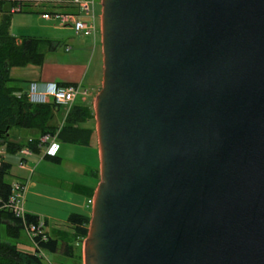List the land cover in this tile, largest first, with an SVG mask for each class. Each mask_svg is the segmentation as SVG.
<instances>
[{
  "label": "water",
  "instance_id": "obj_1",
  "mask_svg": "<svg viewBox=\"0 0 264 264\" xmlns=\"http://www.w3.org/2000/svg\"><path fill=\"white\" fill-rule=\"evenodd\" d=\"M99 6L82 264H264V0Z\"/></svg>",
  "mask_w": 264,
  "mask_h": 264
},
{
  "label": "trees",
  "instance_id": "obj_2",
  "mask_svg": "<svg viewBox=\"0 0 264 264\" xmlns=\"http://www.w3.org/2000/svg\"><path fill=\"white\" fill-rule=\"evenodd\" d=\"M16 4V0H0V151L12 155L26 149L31 155H39L38 138L43 135H55V141L60 145L87 147L93 132L91 128L81 127L92 119L87 106L72 105L58 126L54 121L58 107L52 103L29 104L25 92L16 85L20 81L9 76L12 69L40 67L44 58L42 49L49 51L56 46V43L45 39L25 36L15 38L10 35V17L14 13L9 11ZM25 12L28 11L18 13ZM16 41H19L18 45ZM68 85L74 84H57L59 87ZM11 129L26 131L32 136L27 137L24 142H14L9 136ZM42 160L55 165L60 164V159L55 156H43ZM10 169V165L2 161L0 154V264H44L40 253H59L63 257H69L74 244H80L85 239L89 218L71 214L66 219L69 233L59 231L49 236L42 229L44 241L40 237H34L31 241L27 239L34 248L33 253L28 254L17 249L16 242L20 234L24 233L27 226L36 225L39 219L26 213L22 218L15 217L4 208L11 188L9 184L4 183V178L8 176ZM17 185L23 187L22 182H17ZM84 189L83 186H73L75 192L83 194L86 200H90L93 190ZM44 226L45 223L42 222V227Z\"/></svg>",
  "mask_w": 264,
  "mask_h": 264
},
{
  "label": "crops",
  "instance_id": "obj_3",
  "mask_svg": "<svg viewBox=\"0 0 264 264\" xmlns=\"http://www.w3.org/2000/svg\"><path fill=\"white\" fill-rule=\"evenodd\" d=\"M47 11H50V8H47ZM29 12L31 13V11H28L25 13H29ZM33 12L36 13L38 16L40 14V12L36 10ZM38 18L42 20L40 17ZM44 22H49V21H44ZM56 28L58 27H52L51 31H49L48 33H44V34H39V32H34V34L23 35V32H21V34H12L10 32V27H9V33L11 36L15 38L22 37V36L34 37V38L49 40L53 43H56L57 45L58 37L60 36L58 32H62L65 30L71 31V29L67 27L60 28V29H56ZM47 29L48 28H46L44 32H46ZM36 33H38L40 36H36ZM27 35H31V36H27ZM82 38H88V37H82ZM70 44L71 45L76 44V48L79 49L80 51L81 50L83 51V53H81L82 58L78 59V57H76L75 60H78V61L72 62V63H66V64L57 63L55 61H51V60L43 58V63L40 67H26L27 68L26 72L33 69V71L29 72L28 74L29 77L27 78L26 83L34 81V82H49V83H55V84H75V85H79L83 89H86L87 86L84 85V79H85L86 72L89 68L87 66L88 64L86 62V57L87 59H91L96 56H97V59H99L100 57V64H101L100 45L98 46V51H96L97 45H96L95 37L94 39H91V46L84 45L83 41L82 42L72 41ZM70 44L68 43L67 45L66 44L63 45V47H65V50H63L64 52L71 51L72 46ZM55 47L57 46H54L49 51L55 52L56 51ZM80 59H83V60H80ZM10 72H9V76H10ZM91 80L92 81L88 83V86L92 87L91 93L92 92L93 93L89 94L87 97L89 100L88 105H87L88 108L89 107L92 108V102L96 95L99 81H101V76H99V78L94 76ZM85 101H86L85 99L82 100L80 98L81 103ZM74 102H73L74 105H79V103L75 104ZM91 146L92 145H89L87 147H79V146L67 145L66 147H64L65 149L63 151H60V148L56 147L54 156L59 158L60 152L61 154L63 153L66 155L67 153H70V151H72L73 148H79V149L85 148V149L92 151ZM93 150H94V153H93L94 157H92L91 155L89 156V159H91V162L88 166L81 162L74 164L75 166L74 173H71V175L68 177L67 181L69 183L67 187L54 186V185L47 184V183H44L43 181H38V180L31 181L30 179L32 178V175H33V172H31V170L29 171L30 175L27 178V180L26 179L17 180V182H22L23 184V191H22V196L20 200L21 208L23 209L24 213L32 215V216H36L39 219V221L44 222L45 226L43 228L44 229L43 231L44 233H47L49 236H52L59 231L69 233L70 230H69L68 225L66 224V219L71 214L83 216L85 218L90 217L89 216L90 210H89V207L87 206V203H86L87 200L85 196L83 194L75 192L73 190V186H76V185L80 187L83 186L85 189H91L94 192L95 187L98 183V178L96 176L98 172L97 146ZM41 160H42V157H41ZM25 161L26 160H23L24 164H25ZM60 162H61V159H60ZM24 169H29V168L28 166L25 168V165H24ZM56 180H60V179H56ZM54 255L57 257V260H58L57 264H69L68 260H72V264H82V243L80 244L75 243L73 246L72 254L67 258L63 257L59 253L54 254ZM42 256H43V260L46 261L44 259L43 253H42ZM46 262L47 264H55L54 262H50L49 260H47Z\"/></svg>",
  "mask_w": 264,
  "mask_h": 264
},
{
  "label": "rangeland",
  "instance_id": "obj_4",
  "mask_svg": "<svg viewBox=\"0 0 264 264\" xmlns=\"http://www.w3.org/2000/svg\"><path fill=\"white\" fill-rule=\"evenodd\" d=\"M93 3H94V6H93L94 24L97 30V34L95 35V41L97 45L96 51H98L99 15H100L99 0H93ZM35 10H39V9H29L28 11H31V13L29 12V13H24V14H21V13L12 14L10 17V24H9L10 32L12 34H21V32H23V35L34 34V32H39V34H44V33H48L49 31H51L52 27H56L55 23L53 22H44L40 20L38 18L39 16L33 12ZM46 28L48 29L46 32H44ZM56 29H60V28H56ZM39 34L36 33V36H40ZM58 34H60V36L58 37V41L56 45L57 47H55L56 48L55 52L42 49L45 59L55 61L61 64L76 62L78 60H75V58L76 57H78V59L82 58L81 53H83V51L82 50L80 51L79 49H77L76 44L71 45L70 43L72 41H77V42L83 41L84 45L91 46V38H82L81 36H74L72 32L69 30L58 32ZM27 36H31V35H27ZM68 43L72 46L71 51L64 52L63 50H65V47H63V45L64 44L67 45ZM80 60H83V59H80ZM86 62L89 68L85 75L84 85L87 86L85 90L88 92V95H89V94H92L93 92L91 93L92 87L88 86V83L92 81L91 79L94 76L97 78L101 76L100 57L99 59H97V56L91 59H87L86 57ZM26 71H27V68L26 69L25 68L24 69H14V70H11L10 72V77L15 78L16 80L20 81V83H16V85L23 92H26V88H27L26 80L29 77L28 75L29 72L33 71V69L29 70L28 72ZM100 83L101 81H99V85H98L96 93L100 89ZM85 100H86L85 102L81 103L80 97L77 96L74 100L75 101L74 103L75 104L79 103V105L77 106H83V105L87 106L89 100L88 98L87 99L85 98ZM88 109H90L91 111L92 119L88 123L82 125L81 127L83 128L89 127L93 130L92 134L90 135V140H89V145H92L91 146L92 151L85 149V148H81V149L73 148L74 150L72 149V151H70V153H67L66 155L63 153L61 154L60 152L59 158L61 159V162L60 164L55 165V164H51L50 162L41 160L42 154L31 155L29 157L23 158L19 153L9 155V154H4V152L1 150L0 152L2 155V159H3L2 161L5 163H8L11 167L8 176L4 178V183L9 184L10 186H13L14 184H17L15 182H17V180L19 179L27 180V178L30 175L29 171L31 170V172H33L32 178L30 179L31 181L38 180V181H43L44 183L51 184L54 186L67 187L69 183L67 181L68 177L71 175V173H74V169H75L74 164L81 162L88 166L91 162V159H89V156L91 155L92 157H94L93 149L96 147V138H95V133H94L95 125H94L92 108L89 107ZM66 113H67V110L65 108L63 107L58 108L57 113L54 116V121L56 125L60 126L61 121L65 117ZM9 136H10V139L14 142L15 141L24 142L27 137H31L32 135L31 133H28L26 131H20L18 129H11L9 131ZM66 146L67 145H63V144L60 145L56 143V147L60 148V151H63L65 149L64 147ZM21 159L26 160L24 165H25V168L28 166L29 169H24V165L22 168L18 167V163ZM96 176L98 178V172ZM56 179H60V180H56ZM16 245L19 251H22L28 254L33 253L34 248L32 244L27 240L23 232L20 234L19 239L16 242ZM43 255L46 261L49 260L50 262H54L55 264H57L58 260L54 254L44 253ZM46 261H43V263L47 264ZM68 263L72 264V260H68Z\"/></svg>",
  "mask_w": 264,
  "mask_h": 264
},
{
  "label": "built area",
  "instance_id": "obj_5",
  "mask_svg": "<svg viewBox=\"0 0 264 264\" xmlns=\"http://www.w3.org/2000/svg\"><path fill=\"white\" fill-rule=\"evenodd\" d=\"M17 4L9 12L18 13L23 10L39 9V17L44 21L55 23L58 28H69L75 36L94 39L97 30L94 25L93 0H16ZM50 8V11H47ZM68 9V10H65ZM70 10V11H69ZM79 96L82 100L88 97V92L79 85H68L59 87L49 82H29L27 84L25 97L31 105H45L52 103L56 107H63L68 110ZM38 147L43 156L53 157L56 151L55 135H43L38 138ZM23 158L31 156V153L23 149L19 153ZM24 165L23 159L18 167ZM23 187L14 184L10 188V196L4 208L15 217L22 218L24 211L21 208L20 200ZM87 206L91 207V199L87 200ZM42 222L36 225H29L24 229L26 238L31 241L34 237H40L44 241ZM42 257V253L39 254Z\"/></svg>",
  "mask_w": 264,
  "mask_h": 264
}]
</instances>
